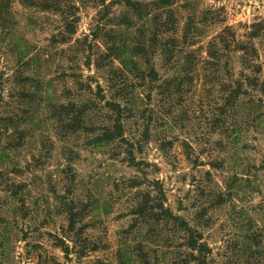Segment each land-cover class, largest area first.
Returning <instances> with one entry per match:
<instances>
[{
  "label": "rangeland",
  "instance_id": "374dc122",
  "mask_svg": "<svg viewBox=\"0 0 264 264\" xmlns=\"http://www.w3.org/2000/svg\"><path fill=\"white\" fill-rule=\"evenodd\" d=\"M141 1L152 3L143 18L132 17L119 0H105L107 17L96 0H8L10 10L0 16V264H142L141 245L153 264H171L185 251L180 234L170 224L135 227L132 214L157 180L165 207L202 232L208 264H264V116L222 133L211 122L219 112L205 104L209 86L201 81L186 106L140 109L126 122V137L138 141L151 130L134 156L145 163V175L123 144H97L94 128L67 129L61 105L95 99L98 84L110 97L113 43L125 49L114 59L120 68L122 58L132 65L128 50L136 42L158 30L171 41L193 14L202 20L193 46L201 57L225 28L245 41L254 25L264 26V0ZM263 33L255 41L262 81ZM230 60L238 76L239 54ZM163 61L154 58L161 74ZM81 83L93 93L82 92ZM137 89L145 107L146 93ZM86 112L98 122L110 109ZM73 203L85 213L76 228L87 250L98 247L81 259L75 252L65 257L55 240L68 228Z\"/></svg>",
  "mask_w": 264,
  "mask_h": 264
},
{
  "label": "trees",
  "instance_id": "16d2710c",
  "mask_svg": "<svg viewBox=\"0 0 264 264\" xmlns=\"http://www.w3.org/2000/svg\"><path fill=\"white\" fill-rule=\"evenodd\" d=\"M96 1L101 3V6H105L103 11L104 16L107 17L109 8L105 5V0ZM119 2L125 9L133 13L132 17L143 18L145 15L152 14L150 8L152 3H145L141 0H119ZM9 10L8 0H0V16L6 15ZM132 17L130 20H133ZM188 22L179 36L176 33L171 36V41L164 40L165 38L158 30L149 38L136 42L128 50L132 65L127 59L122 58L121 67H115L114 59L121 58L125 54V49L116 42L110 45L111 54H108L112 65L108 78V82H111L109 84L110 97L106 95L105 89L98 84L95 99L89 97L81 104L73 101L67 105H61L60 109L67 111L65 113L66 120H68L67 129L76 131L77 128H94L99 131L95 140L97 144H113L115 146L123 144L129 160H132L133 165L145 175L147 174L146 170L141 168L145 163L135 161L134 156L139 143L150 138L148 136L151 130L146 127L144 135H141V140L127 139L126 122L140 115L142 113L140 109H176L181 105L184 106L189 93H194L199 81L202 82L201 86H209L206 90L205 104L208 109H215V112H219L215 119L211 118V122L216 121L222 133L229 131L231 133L240 129L241 125L248 121L249 124H256V121L260 123V118L264 116V113L258 112L257 109L264 107V96L262 95L264 81L261 78L262 66L257 63L259 53L255 41L261 37L264 26L261 23L254 25L245 41L236 38L231 32L232 29L225 28L221 33L212 37L207 45L206 56L201 57L198 50L193 49V46L196 44L195 39L200 37L197 25L202 23V20L195 19L193 14L189 16ZM164 24V27L168 26V23ZM67 27L71 29L69 33H73L72 23H68ZM234 53L239 54L240 74L238 76L235 66L230 62V56ZM157 55L164 59L163 67L167 70L165 74H161L158 65L154 62ZM138 87H142L146 93L143 97L146 102L145 107H141L137 100L142 95L137 92ZM84 88L86 87L81 83L80 90L82 92ZM86 89L93 93L91 87L87 86ZM92 109H110V113H107L98 122L92 121L86 115V111ZM247 109L250 113L245 114ZM239 111L241 114H238ZM236 114L240 116L235 119L233 115ZM88 120L90 122L86 123ZM229 120L233 123H229ZM137 184L139 183L133 181V186ZM152 187L143 197L138 198L133 207L132 214L136 217L135 227L146 225L157 229L165 225H172L174 233L180 234L185 251L181 255L177 253L171 264H180L181 262L184 264H208L210 249L203 241L202 232L185 218L174 215L169 208L165 207V191L158 180L153 182ZM73 204L67 208L68 228H65L63 236L57 235L55 240L57 244L61 245L60 248L65 253V257L70 258L71 252H75L81 259L89 252L96 251L98 247L87 250L88 240L83 238L82 233L76 228L77 222L82 219L85 213L84 211L79 212L76 204ZM72 242H74L73 245ZM141 250L142 253L138 255L141 258V263L153 264L149 256L145 254L142 245ZM105 262L98 260L95 263L90 262V264H114Z\"/></svg>",
  "mask_w": 264,
  "mask_h": 264
}]
</instances>
